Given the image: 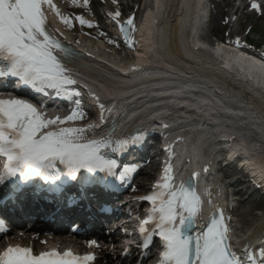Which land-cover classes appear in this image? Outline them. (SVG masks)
Returning a JSON list of instances; mask_svg holds the SVG:
<instances>
[{
	"label": "snow or ice",
	"instance_id": "snow-or-ice-1",
	"mask_svg": "<svg viewBox=\"0 0 264 264\" xmlns=\"http://www.w3.org/2000/svg\"><path fill=\"white\" fill-rule=\"evenodd\" d=\"M84 4L87 5L88 0H84ZM46 6L60 15L53 0H0V61L5 62L0 63V78H18L41 93L54 89L58 95L66 94L69 86L77 81L62 62L60 54L67 57L70 51L50 31ZM251 6L259 10L257 4ZM114 15L118 18L120 13ZM61 19L70 23L64 17ZM77 19L81 24L93 26L83 17ZM127 24L132 25L133 20L129 19ZM121 28L123 30L124 26ZM71 94L80 95L79 92ZM77 119H83L78 111L63 118H48L46 112L25 99L0 98V157L7 158L0 181L19 175L25 181L43 177L55 183L62 174L57 164L69 169L72 179L81 169L115 176L114 169L119 165L115 160L107 159L103 150L112 144H117L118 150H127L142 136L120 140L104 137L85 142L84 134L91 125L87 129L60 127L50 130ZM132 171V168L124 170L125 175ZM172 172L169 165L162 181L156 185V191L144 198L153 205L150 219L144 221V231L150 222L159 221L158 235L165 245L161 264H245L231 251V230L223 215L213 219L203 233L191 234L203 213L204 200L185 183L177 187ZM4 231V222L0 220V232ZM260 258L264 264V250L260 252ZM94 260L92 254L78 256L71 250L61 253L53 249L34 254L32 248L22 246H10L0 254V264H90ZM249 260L255 264L256 255H250Z\"/></svg>",
	"mask_w": 264,
	"mask_h": 264
},
{
	"label": "bare ground",
	"instance_id": "bare-ground-1",
	"mask_svg": "<svg viewBox=\"0 0 264 264\" xmlns=\"http://www.w3.org/2000/svg\"><path fill=\"white\" fill-rule=\"evenodd\" d=\"M202 3L203 0H152V7L145 12L142 21L133 34L134 40L137 42L134 45V51L136 52L134 53L135 56L132 55L133 58L124 64L120 62L116 56H111L108 51L105 50L103 44L99 46L92 42L80 40L82 45H79L78 42H76L77 39L73 38L71 34H69L70 36L64 34L67 27L65 30L60 29L66 36V39L68 38V40L76 42L78 48L83 50L90 59L107 61L109 64H113L122 74H125V76L122 77L118 74H110L105 72V66L100 65L99 62H95L97 71L102 70L116 81L115 84H119L120 86L118 88L114 83L113 86L111 84L112 82L102 81V86H104V88L107 84V90L110 94H108L110 102H104L103 104L106 115L109 114L108 119H114L115 116L120 115L123 110L126 109L125 107L128 109V105L134 102L131 99V102L128 104V99L125 97L131 96L136 98L138 95H144V93L146 94L149 91V87L155 84L158 86H165V89H159V92H152V94L163 96L170 95V97L161 101L165 104L167 111L171 110L183 114L185 121L189 123L188 127L193 128L190 133L186 135L185 141L179 139V143L176 144V149H173L175 152L177 151V153H180L179 156L174 155L171 156V158L174 164H176L175 172L180 179L181 176L186 178L190 173L197 181L202 180L197 186V191L204 200L203 213L199 219L208 217L213 210H224V208L232 204L228 201L225 191L228 185L224 186L225 181L230 179L229 177L223 176L224 178L220 184L216 182H213L214 184H208L206 180H204L205 176L214 169V162L217 156H202L204 154V145L209 142V138H207L208 133L201 130V127L208 126V130L209 128L218 129L220 126L225 127L226 130H224V132L219 130L223 137L221 142L230 144L231 148L235 146L238 151H241L240 153L243 155L241 156L243 159L241 169L244 168V174L248 176L245 182L248 183L252 181L254 184L258 185L260 190L264 191V155L259 152L257 145L247 143L245 137L241 134L238 136L235 127L233 129H227L228 126H226L230 124L228 120H234L233 117L245 116L247 113H252L254 115V117H249L251 120H254L253 125L258 124L255 122L256 119H260L261 121L264 119V57L262 58L260 55L257 56L245 50H240L231 43L224 45L221 42L214 46H209L205 41H201L197 38L194 33L195 26L192 27V25H194L196 18L203 17L204 13L207 12L204 3ZM201 6H204V8H201ZM47 11L54 19V25L57 27L58 25L60 26V22L57 23V19L65 15L63 16L60 12V15H57L51 8H47ZM193 15L194 18L192 20L191 17ZM121 22V20H116V26H114V28L117 32H119ZM113 34L116 36L115 32ZM203 54H207L208 57ZM156 60L157 62H155ZM150 62L152 65L163 69H155L152 70V72H142V70L133 72V70ZM165 69L184 73L190 77H185V80L169 76V72L164 71ZM127 74H130V76H127ZM145 74L148 77L160 75L168 78L160 79L159 81L146 79L144 82H141ZM196 82L199 84H215L217 87L219 86L224 93L234 92L237 98H239L241 108L234 109L226 105L223 98L215 96L211 90L200 91L208 95L193 94L192 91L196 89L193 88ZM133 83H137V85L140 83L144 89L132 93L135 86L129 85ZM167 85L171 87L166 88ZM180 94H189L190 98L182 99L176 97ZM91 99L95 105L98 104V100ZM150 106H152V104L144 106L143 108L136 106L135 109L129 112L127 119L140 118L134 123L137 125L141 124L139 125L140 127L147 128L146 131L151 132V127L152 130L155 129L150 122L151 118L144 115L141 116V111L145 112ZM176 106H185L187 110L176 111ZM95 107L98 108V106ZM93 112L92 110V113ZM99 112L97 113L98 116L96 115V119L91 120L88 118L82 122L85 124L83 127L85 129H87L89 125L92 126L89 131L85 132V136L90 133L91 136H93V133L101 132L96 131L95 127H100L102 121L106 119V116L99 115ZM204 114L208 116L207 120H205L206 117L199 116ZM112 116L114 117L111 118ZM93 117L95 116L93 115ZM200 117L202 121L198 120ZM158 119L163 120L164 117L160 115ZM196 119L198 122L195 121L192 123V121ZM209 121L212 124H210ZM148 123L150 124L149 126ZM170 123L175 125L176 121H167L168 125ZM195 124H198L200 128L196 129ZM126 125L128 124L125 123L122 118L117 122V129L115 131L122 133L125 131L123 129H125ZM193 125L195 126L193 127ZM194 132L198 134V137L192 138ZM217 135L220 136L219 132ZM93 137L97 138V136ZM207 151H210V155H216L218 148L212 146ZM228 157L233 159V155L229 154ZM220 158L219 156V159ZM209 161H211V163H209ZM220 162L217 163L220 164ZM177 166L181 168L178 170L176 168ZM179 178L176 179V186L178 185ZM262 214L264 219V211ZM228 215H230V213ZM230 217L235 216L230 215ZM233 222L237 225L235 218H233ZM261 225L262 224H260L258 228L256 225V228L246 226L248 227L246 228L248 234L246 236L243 233L242 238L237 237L231 232V237L238 247L237 251H240L241 246L246 247L249 240L254 238V236L260 235ZM247 238L250 239L248 240ZM259 253L258 251V254Z\"/></svg>",
	"mask_w": 264,
	"mask_h": 264
},
{
	"label": "rangeland",
	"instance_id": "rangeland-1",
	"mask_svg": "<svg viewBox=\"0 0 264 264\" xmlns=\"http://www.w3.org/2000/svg\"><path fill=\"white\" fill-rule=\"evenodd\" d=\"M249 1L250 0H204V6L206 7L207 12L204 13L203 17L196 18L195 23L192 26H195L194 33L196 37L201 41H205L209 46H214L217 43H221L224 40L227 41V39L234 37L240 38L242 42L245 39L249 43L251 42L252 46H256L257 49H260L259 54L264 57V16L257 18L252 15L247 9L248 5H246ZM90 2L91 5L89 7L86 5L83 13L79 17H83L85 21L90 22L93 26L89 27L87 23L81 24L79 20L76 21L73 19L75 21L74 24L72 26L70 24L69 29L67 28L69 34H71L73 38L76 37L82 41L92 42L99 46L103 44L105 50L108 51L109 54L119 58L120 61L122 60L123 64L129 62L130 59H132L131 51L128 50V52H125L123 47L124 43L119 44L118 41L116 42L114 39V34L112 32H116V30L113 25L115 19L112 15L119 11H122L123 17L135 15V22L139 25L144 12L152 7V0H93V2L90 0ZM68 4L69 3H66L65 0L57 1L58 7H60L62 13L67 16V18L68 15L70 16L73 14L70 12L71 10H69ZM78 5L81 6L80 4ZM204 6H201V8H204ZM66 27V25L63 26L65 29ZM109 39L113 40L117 48H115V44L114 46H111L110 43L107 42ZM131 44H133V41ZM131 44L130 47H134L136 42L133 45ZM203 55L208 57L207 54ZM155 62H157V60ZM169 72V76L177 77L179 79L186 80L185 77H190L189 75L173 70H169ZM205 85H208V87L196 82L195 87L193 88L199 89L204 87L206 90L213 91L215 96L223 98L226 105H229L234 109L241 108L239 98H237L234 92L224 93V91L215 84ZM175 115L178 116L179 114L175 113ZM175 115L171 117H174ZM249 117H254V115L252 113H247V115L242 117H233L234 120H228V123L230 124L226 125L228 126L227 129H233L235 127L238 136L241 134L245 137L247 143L257 145L259 152L264 155V119L262 121L256 119L255 122L258 124L253 125L254 120H251ZM197 128H200L198 124L196 125V129ZM192 129V127H189L182 129L178 133L185 135L190 133ZM200 129L204 130L205 133H208L207 138H209V142L204 145L205 151L212 146H215L218 150L223 148L221 154L218 156L224 161L230 158L228 157L229 154L237 156V159L235 158L236 160L217 174L218 183L220 184L221 180L224 178L223 176L228 174L232 176L230 181H233L234 179L238 181L240 177L241 179H247L248 176L244 174V168L241 169L243 159L239 156H243L242 153H240L235 146L231 148L230 144H224L221 142L223 137L219 130L224 132V130H226L225 127L220 126L218 129L209 128L208 130L207 126L201 127ZM218 132L220 136L217 135ZM196 136L198 137V134L194 132L192 138ZM147 177L148 176L146 175L141 177L139 182L147 183ZM244 189L246 192L243 197L242 195L238 197V199H240L238 201V206L233 213L230 212L235 215L237 227L244 228L246 226H253V224H257L258 226L262 224L264 227L262 214L264 211V196L253 191L249 187H245ZM235 190L234 187L229 188L230 192H234Z\"/></svg>",
	"mask_w": 264,
	"mask_h": 264
},
{
	"label": "water",
	"instance_id": "water-1",
	"mask_svg": "<svg viewBox=\"0 0 264 264\" xmlns=\"http://www.w3.org/2000/svg\"><path fill=\"white\" fill-rule=\"evenodd\" d=\"M124 33H125V35H127V29L126 28L124 29Z\"/></svg>",
	"mask_w": 264,
	"mask_h": 264
}]
</instances>
